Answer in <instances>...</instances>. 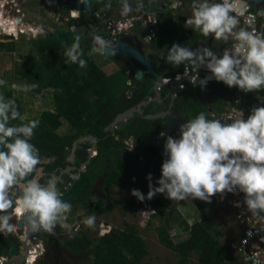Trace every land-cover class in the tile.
Listing matches in <instances>:
<instances>
[{"label":"clouds","instance_id":"obj_1","mask_svg":"<svg viewBox=\"0 0 264 264\" xmlns=\"http://www.w3.org/2000/svg\"><path fill=\"white\" fill-rule=\"evenodd\" d=\"M56 1L59 3L62 1L61 3L64 5L67 2L66 0ZM93 1L90 0L91 15L83 14L78 8L68 9L65 18L67 22L75 20L78 30V20L84 15L98 19L99 12H102L107 20L111 14L117 12L118 16L112 17L114 23L121 14L136 16L137 19L131 26L118 32L119 35H122L128 34L132 27L139 25L144 27L151 16L138 12L143 8V4L140 2H138L137 8H134L127 0H122V3L118 0L112 7L111 14H107L105 11H101L100 7L93 5ZM16 2V0H0V8L6 15L18 19V24H20V12H13L17 5ZM79 3L82 1L79 0ZM120 5H122L121 11L119 10ZM233 6L234 0H220V2L193 0L192 15L186 19L185 25L190 29L198 30L205 37L211 36L216 40H228L231 37L235 43L232 45V50L223 51L222 56H218L208 47L192 50L189 47L173 44L167 51L166 60L170 65L177 67L170 74L162 75L153 64L156 72L163 76L162 81L165 85L158 89L157 96H161V93L164 92L172 94L177 99L189 87L199 89L203 96L202 86L209 89L208 85L212 83L204 80L206 72L210 73L211 78H214L217 83L222 82L229 88L237 87L245 93L264 89V33L238 28L239 20L231 14ZM105 7L110 8L111 5L107 4ZM242 7L244 6H238V9ZM24 24L22 23V25ZM35 27L28 24L26 29L19 27L23 31L17 27V33L3 32L0 35L15 38L19 32L20 34L29 32L30 35H34L37 34L33 31ZM100 27L101 25L92 24L93 35L100 31ZM103 28L105 30V27ZM101 30L103 29L101 28ZM152 39L153 36H151ZM94 42L98 46V50L109 47L108 42L100 36H95ZM82 55L79 37H77L71 47L65 51V56L70 62L78 63L80 67H86L87 62L81 59ZM125 73L128 76L126 83L130 87L127 95L130 97L132 94L129 95V91L135 87L138 78H136L135 69L133 72L127 68ZM196 75L198 77L195 78ZM174 80L181 82L178 94L171 93L175 91L171 86ZM5 83L0 80V85ZM181 85L184 87H180ZM12 87L23 91L29 90L26 86L21 88L16 84H13ZM145 101L146 98L144 102L143 100L141 102L145 103ZM151 101L149 98V102ZM241 103L243 104L242 98L238 104ZM236 107L238 106L232 107L233 115L228 117V122H222V120L213 119V117L209 119L204 112H201L194 119L180 126L179 138L170 136L168 131L160 127L157 135L150 136L163 142L165 141L164 137L169 135L166 137L164 147L151 145L164 148L166 156L161 167V178L157 181L159 187H153L151 184V173L147 177L150 183L146 197L139 190L133 189L131 192L132 196L142 202L138 207L141 213L144 205L148 204L155 210L151 216L157 214L158 209L153 197L158 193L166 194V197L171 201L199 199L210 203L211 197L217 194L234 193L237 190L244 194V204L251 214L264 213V107H253L246 119L244 113ZM208 108L209 114L216 112L214 106L209 105ZM215 114L218 116V113ZM130 118L123 122H127ZM17 119L22 123L9 126L10 121ZM25 120L26 117L18 111L15 100H6L0 95V233H11L16 239L18 236L13 233L16 231L14 223L17 224L21 218L32 230L31 233L41 230L52 233L56 225L66 218V213L71 211V204L62 200L55 178L42 184L34 176L40 158L39 150L30 143V140L39 121L31 120L23 123ZM116 123L118 122H114L112 125L115 126ZM135 141V138H128V146L131 144L129 142H132V148H134ZM96 144H92V148L94 147L98 154ZM93 158L90 157L89 160ZM236 206L240 205L237 203ZM83 223L88 227H93L95 217H86ZM24 226L28 231L24 223L18 226L19 231L22 232ZM170 231L171 235L172 230ZM31 243V245L27 244V254L20 262L22 264H37L45 253L36 254L37 256L32 255L28 261V250L33 249L41 242L33 240ZM11 250L10 255L16 254L11 253ZM2 257L5 259L0 264H11L10 256L3 254L0 255V259Z\"/></svg>","mask_w":264,"mask_h":264},{"label":"trees","instance_id":"obj_2","mask_svg":"<svg viewBox=\"0 0 264 264\" xmlns=\"http://www.w3.org/2000/svg\"><path fill=\"white\" fill-rule=\"evenodd\" d=\"M116 1L118 0H94L92 3L100 7L101 11L111 14L112 7ZM127 1L134 8H137L138 2L142 3L143 8L138 10V12H148L147 3L143 0ZM52 2L59 3L56 0H52ZM107 4H110L111 7H105ZM181 35H178L176 29H167L166 26H161L158 27L157 32L153 36L151 45L155 49H161L163 44L166 43L165 41L171 40L173 42L176 39H180ZM77 37H79L80 49L83 53L81 59L87 62L86 67H80L78 63L70 62L65 56V51L71 47ZM77 37L68 39H52L49 37L33 39L31 45L36 50V53L20 57V61L15 64V72L27 81L33 95L41 103L47 104L50 100L54 104L52 106L58 109L56 113L44 109L38 117L23 121V123L31 120L39 121V125L34 129L33 137L30 140V143L39 150L40 162L36 168L44 167L46 173L58 170L59 174L61 170L71 165L67 162V157L75 141L89 135L97 139L98 154L93 159L89 160L88 156V149L93 146L90 142L82 144V148L76 152V156L80 161L75 163V165L80 166L87 163L86 171L81 172L78 177L64 174L59 184L61 189H66L65 192L69 197L68 202L71 204L69 214L72 215L79 212V218L83 219L82 216L86 218L90 214H102L110 209L100 208L101 205L106 203V200L86 195L98 180H102L104 184L113 182L116 185L117 180H120L119 177L127 174L137 181L136 170L141 169L146 163L152 168L151 184L153 187H159L157 181L161 178L162 163L166 159L164 148L148 146L146 143L147 138L157 135L160 128L166 129L156 125V123L146 121L144 114L139 113L131 117L127 122L122 121L116 123L115 126L112 125L120 113L136 106L147 97L150 92L149 86L137 85L129 97L127 91L130 87L126 83L128 76L125 71L129 68L134 72L135 62L122 63L118 61L122 63L119 70L112 74H107L89 55L95 43L93 32L89 30L85 36L80 35ZM185 39L190 38L186 36ZM198 39L195 36H191V45H197L201 42ZM14 43V41H9L6 44L9 50H12ZM172 45L170 44L168 47ZM88 51L90 52L88 53ZM223 87H225L224 92L229 90L225 84ZM12 93V90H7L0 95L6 100L14 99L18 111L23 116L24 107ZM183 100L189 103L187 104L189 108L190 106H199V110L194 115L197 116L201 111L206 114V109L200 107L198 103V101L203 102L199 89L187 88L176 99V105L180 106ZM165 101L170 100L166 99ZM220 107V112L224 111L225 105L222 104ZM152 108L158 110L153 105L151 108L146 109V114H149ZM21 123L22 121L17 119L10 121L9 126ZM63 124L69 126L70 131L68 134L61 135L57 132ZM128 138L136 139L135 147L132 149H129ZM35 174L34 172V176ZM148 191L149 187L146 191V196ZM153 198L158 211L150 219L159 217L165 220L164 228L159 231V237L162 242H166L165 245L179 255L178 264H222L224 261L245 264L233 256L229 245L220 242L214 233L203 222L198 220L192 225H188L184 219L180 220L179 227L182 230L181 232L188 236L182 242L173 243L170 235V230L173 229L171 220H174L170 214L173 211H167L170 207V201L166 194L158 193ZM194 202L196 208L202 212V204L196 199H194ZM122 205H128L134 213H138V207L134 200L124 199ZM86 230L80 231L81 235L74 233L73 237L60 236L58 240L56 239V246L77 254L85 253L88 249L93 248L95 264H143L148 252L147 242L141 235L137 234L134 226L127 225L124 230H118V228L113 227L103 237L95 239L83 235ZM40 234L43 235L44 239L46 236H55L49 232H40ZM13 239L11 233H0V255L7 252L10 253V250L15 246ZM45 242L47 251L51 250L52 247L49 241L45 239ZM56 249L58 250L59 248ZM194 258L197 261H194ZM50 263L51 260L46 253L45 257L40 259L37 264Z\"/></svg>","mask_w":264,"mask_h":264},{"label":"rangeland","instance_id":"obj_3","mask_svg":"<svg viewBox=\"0 0 264 264\" xmlns=\"http://www.w3.org/2000/svg\"><path fill=\"white\" fill-rule=\"evenodd\" d=\"M119 2L122 3V0H119ZM16 4L17 5L15 6L13 12H17L16 9H19L21 19L25 22L24 25L20 23L18 28L25 27L24 29H26L28 24H31L37 27L33 31L38 34L35 37H31L29 32L24 34H20L19 32L16 38L0 35V80L6 82L5 84L0 85V94H3L7 90H12L13 96L17 98V101L22 103L24 107L23 116L26 117V120H30L38 117L44 109L50 110L52 113L58 112V109H56L55 106H52L54 104L53 102H50V100L47 104H43L38 98H36V96L33 95L27 81L15 72V64L17 61H20V57L23 55L36 53V50L31 45V41L33 39L38 38L39 36L41 37L42 34L48 36L54 33L63 34L64 32L70 31V22H67L65 19L69 8L66 4L64 5V3H53L52 0H19ZM119 10H122V5L119 6ZM100 31L103 32L101 29ZM198 34H200V32H198ZM9 41L15 42L12 50H9L6 45ZM91 50L92 51L89 53L91 58L100 67L107 64L105 69L108 73H114L119 70L118 64L112 60L113 58L110 55L95 52L93 49ZM13 84L19 85L21 88L26 86L29 90L23 91L14 89L12 87ZM91 99L94 100L93 97H91ZM251 99H253V96H251ZM123 120L124 119H122V121ZM69 131L70 128L66 124L61 125L57 130V132L61 135L68 134ZM167 136L164 137L165 141L161 143H157L158 141H156V137H148L146 145H158L160 147H164ZM129 144V148L131 149L133 147V143L129 142ZM151 173V166L145 163L141 169L136 170V176L139 178V181L137 182L133 180L130 175L123 174V176L121 175L119 177L120 180H117L116 185L113 182H110V184L105 183L104 186L100 183L99 187L93 184L95 186H93L91 190L89 189L86 195L106 200V203L101 205L100 208H110L109 211L102 214H90V216L95 217L93 227H88L83 223L85 217L82 216L83 219H80L79 212L69 215L68 217L71 221L69 222V227L67 229L62 230L59 228L56 232L53 231V233H51L55 236H46L45 238L49 241L52 247L51 250L47 251V257L51 260L50 264H95L92 252L93 248L88 249L85 253L77 254L69 252L64 248L57 247L56 241L62 233H66V231L81 235L79 232L86 229L88 230H86L83 235H87L90 236L91 239H95L102 236L100 235V230L106 228L107 225L111 226V228H118V230L126 229L127 225L134 226L137 234L141 235L147 242L148 252L143 260V264H178L180 260L179 255L174 253L167 245H165L166 242H162L159 237V231L164 228L165 220L159 217L147 220L144 216H141L139 208L138 213H134L128 205H122L124 199H131L134 200L137 207H139V204L142 202L132 196L131 192L133 189H136L146 197V191L150 183L147 177ZM101 186L104 190L100 188ZM89 192L91 193L89 194ZM168 200L170 201V207L167 211H173V213L170 214L174 219L171 220V224L173 226L171 235L173 236L172 241L175 244L184 241L188 236L187 234L182 233V230L179 227V221L183 220V218H186L185 220L188 225H192L197 220L203 222L215 236H217V232H220L215 230L223 228L225 232L228 233V236H232V234L235 235L240 232L239 226L234 221V209L228 206L227 197L215 195L211 197L210 203L196 199V201L201 203L203 206L202 212L195 207L194 200ZM43 232L45 233V231ZM225 232L224 234L226 235ZM71 233H67L66 236H69ZM229 240L230 237H227L224 241L229 243ZM13 244H15L14 248H18V243L13 242ZM56 248L59 249L57 250ZM5 255L10 256V253L7 252ZM193 260L195 261L196 258ZM18 261L20 262L21 260L19 259Z\"/></svg>","mask_w":264,"mask_h":264},{"label":"built area","instance_id":"obj_4","mask_svg":"<svg viewBox=\"0 0 264 264\" xmlns=\"http://www.w3.org/2000/svg\"><path fill=\"white\" fill-rule=\"evenodd\" d=\"M176 1H177L176 3H173V0H170L169 4H167L171 10L183 9L185 7L192 9V3H189L188 2L189 0L187 1L176 0ZM244 1L246 2V5L241 9H238V0H234L233 11L231 13L232 15L236 16V18L239 20L238 28H244L249 31L255 30L257 33H264V12L259 13V11L262 8V3L259 5V7L253 8L252 3H250L249 0H244ZM16 11L18 12L19 9H16ZM117 14H118L117 12L111 14L110 18L106 20L107 21L106 26H104L105 30L109 31L112 36L118 34V32H120L121 30L131 26L134 23V20L137 19V17L134 15L128 16L121 14L120 17L114 23V19L112 17L118 16ZM176 15L177 13L174 16ZM19 30L23 31L22 28H19ZM37 34L35 36H37ZM34 35L31 36L34 37ZM153 35L154 33L150 32V36ZM103 39L106 42H108L107 38H103ZM230 41L231 43L225 47L228 48L226 49L228 51L232 50V45L235 43V41L232 40L231 37H230ZM196 77L198 76L196 75L195 78ZM188 80L191 81L192 79H188ZM165 82H168V80H165ZM180 87L183 88L184 86L181 85ZM239 102L240 100H238V103ZM253 107H264V94L257 95L252 105L242 104L236 108L244 113V118L246 119L247 116L250 115L251 109ZM232 110L233 108L229 109L224 113L219 114L216 117V119H220L222 120V122L223 121L228 122V117L233 115ZM88 152L90 153L91 158L97 155V151L95 150L94 147L90 148ZM61 195L65 196L66 194L62 193ZM217 195H221V194H217ZM221 196L227 197L228 206L234 209V219L236 221V224H238L240 228L238 239L235 241L231 240L232 242L229 244L231 248V253L233 254V256L237 257L238 260L244 262L245 264H264V213H259L258 215L251 214V212L247 210V207L244 204V194L242 192H239V190L235 191L234 193L226 192ZM66 201H69L68 196ZM237 203L240 205L239 207L236 206ZM154 212L155 210H153L147 204L144 205L141 216H144L147 220H149L151 214ZM14 224L16 225V231L13 233H16V235L18 236L21 242H25L26 244L31 245L32 244L31 242L33 240H38L37 232L31 233L30 231H26L25 226L21 232L19 231V227L17 226V224L16 223ZM110 228H111L110 226H106V228L100 230V235L106 234L110 230ZM28 252H29L27 257L28 261L30 260L32 255L44 253L45 249L43 247V243H38L36 247H34L33 249H29ZM3 259H5V257H2L0 259V263H3ZM222 264H236V263H234L233 261H224Z\"/></svg>","mask_w":264,"mask_h":264},{"label":"flooded vegetation","instance_id":"obj_5","mask_svg":"<svg viewBox=\"0 0 264 264\" xmlns=\"http://www.w3.org/2000/svg\"><path fill=\"white\" fill-rule=\"evenodd\" d=\"M17 1V3H18V1L19 0H16ZM62 1H60V3H61ZM67 3V2H66ZM3 13V14H2ZM7 17H6V14L4 13V10H2L1 8H0V19L3 21V22H1L2 23V26H0L1 27V33H3V32H10V30H11V27H10V24H9V22H6L7 21V19H6ZM20 22L21 23H25V22H23V20L20 18ZM78 22H79V29H78V32L80 33L79 34V36L81 35V36H85V34L87 33V31H91L92 32V30H91V26H92V24H94L95 26L96 25H101V27H100V29L102 28L103 30H104V26H106V24H107V21H106V19H105V17L103 16V14H102V12H99V14H98V19H95L94 17H92V16H87V15H84V16H82L79 20H78ZM176 23V24H175ZM4 24H5V26H4ZM82 24V25H81ZM150 25V27H148V25ZM169 25L171 26V25H176V27L178 28L179 26H177L178 25V23L177 22H174L173 20H171V18H169V20H167V18H164V16L162 15V14H156V15H154V16H150V18H148V23L146 22L145 24H144V27H141L140 25L139 26H137V27H132L131 28V30H132V32H130V33H128V35L127 36H123V35H119L120 36V38H122L123 40H125V41H127L130 45H132V46H134L136 49H138L142 54H144L146 57H151L150 58V60L152 61V60H156V59H158V60H160L161 61V63H164L165 64V62L167 61L166 60V55H167V51H168V49L170 48H165V47H161V50H160V48L159 49H155L154 47H152V45H151V36H150V32H154V33H156L157 32V30H158V26L159 27H161V26H167V27H169ZM166 27V28H167ZM142 29H143V31H142ZM168 29V28H167ZM141 31V32H140ZM138 32H140V33H138ZM55 34V33H54ZM54 34H52L53 36H54ZM40 35V34H39ZM58 34L56 33L55 34V36H57ZM42 36H44V34H42ZM96 36V34H94V37ZM154 36V35H153ZM40 37V36H39ZM38 37V38H39ZM94 45H95V43H94ZM93 45V46H94ZM210 47L208 46V48H211L214 52H216L217 53V55L218 56H222V54H223V51H225V49L224 48H222V50L220 51V50H217L216 49V45H213V44H211L210 43ZM145 48H152V49H154L158 54L157 55H154V54H152V53H146L145 51H144V49ZM90 51H88V53H89ZM96 52V51H95ZM161 56V57H160ZM113 57V61H115L116 62V64H118L119 62H122V63H130V61H134L135 62V68L134 69H136V68H142V66L139 64V62L138 61H136L135 59H133L129 54H123V55H121V54H115V55H113L112 56ZM119 61V62H118ZM154 61H153V64H154ZM122 63H119L118 64V66L120 67V64H122ZM155 65V64H154ZM166 65V64H165ZM171 67V66H170ZM177 67V66H176ZM155 68H156V66H155ZM175 67L174 66H172L168 71L171 73L172 72V70L174 69ZM142 70L144 71V69L142 68ZM145 72V71H144ZM166 72H164V73H162L163 75H166L165 74ZM169 73V74H170ZM144 76H143V78H141V79H137L136 80V84H135V88H134V90L136 89V87H137V85H148L149 86V93H148V95H147V97H146V101H145V103L146 102H148L149 103V98H150V100H152L151 101V103H149L148 105L147 104H145V103H143L144 102V100H143V102H140V103H138V105L137 106H141V110H142V113H140V114H144V119H145V117L147 116V117H150V116H155V115H158V114H167V115H165V117H164V119H157V120H155V121H153V122H150V123H156V125H160L161 127H163V128H165L166 130H168L169 131V135L170 136H173V137H175V138H179V128H180V126L183 124V123H185L186 122V120H185V118H182L181 116H180V114H174V113H172L173 111V107H174V105H176V99L174 98V96L172 95V94H165L164 96H165V98L166 99H168V100H170L171 101V103H170V108H169V110L168 111H164V110H161V111H158V110H154L153 108H152V111H150L149 112V114H146V109H148V108H151V106H150V104L151 105H153V99L151 98V96H150V94H152V93H154V92H151V86H153V79H152V77L150 76V75H148V74H143ZM155 105V104H154ZM174 111H176V110H174ZM177 113H179L178 111H177ZM146 120V119H145ZM147 121V120H146ZM70 154H71V152H70ZM70 154L68 155V157H67V162H69L68 161V159H69V156H70ZM88 156H89V159H90V153L88 152ZM75 159H79V158H77V156H75ZM80 161V160H79ZM70 163V162H69ZM75 163H78V162H73V163H70L71 165H69V166H67L65 169H63V170H61L60 171V173L58 174V170H56L55 172H52V173H46L45 172V170H44V167H38V168H36V170H35V177L42 183V184H44V183H46L49 179H51V178H55L56 179V181H57V188H58V190H59V192L62 194V193H65L66 195H67V193L65 192V190L66 189H61L60 187H59V184H60V181H61V177L64 175V174H69L70 176H72V177H76L77 175H79L81 172H84V169L86 168V164L87 163H85V164H81L80 166H77V165H75ZM74 164V165H73ZM138 180H139V178H138ZM137 180V181H138ZM136 181V182H137ZM100 183H102L103 184V186H104V183H103V181H97V182H95V185L96 186H100ZM94 185V186H95ZM114 186V185H113ZM100 188H102V190H104L103 189V187L101 186ZM68 202V201H67ZM70 214H69V212L68 213H66V218L65 219H63L60 223H58L57 225H56V227H55V230H54V232H56V230H58L59 228L60 229H67L68 227H69V222L71 221V219L68 217ZM63 224V225H62ZM40 232H43V231H38L37 232V236H38V240H39V242H41V243H43V247H44V249H45V253H44V255H46V253H47V244H46V242L44 241V238H43V235L42 234H40ZM67 233H71L70 231H66V233H62V235L61 236H66L67 235ZM69 235V234H68ZM70 237H73L74 236V233L72 232L70 235H69ZM48 237V236H47ZM14 239H13V242H15V243H18L17 245H18V252L16 253V254H11L10 255V257H9V261H10V263L12 264V260H13V264H16V263H20V262H22V260L24 259V257L26 256V254H27V249H28V245L25 243V242H21L20 240H18V238L16 239L15 237H13ZM44 255H42L41 256V258H44L45 256ZM20 257V258H19ZM18 258V259H17ZM21 260L20 262L18 261V260Z\"/></svg>","mask_w":264,"mask_h":264},{"label":"crops","instance_id":"obj_6","mask_svg":"<svg viewBox=\"0 0 264 264\" xmlns=\"http://www.w3.org/2000/svg\"><path fill=\"white\" fill-rule=\"evenodd\" d=\"M143 1L147 3V7H148L147 8V10H148L147 14L152 15V16H154L156 14H162L164 16V18H167V20H169V18H171V20L178 23L177 26H179V27L177 28L176 25H174V26L169 25V27H167V26L166 27L169 29H176L178 31V35L183 34V35H181L180 39H178V40L176 39L173 42H171V40L165 41L166 43H164L162 47L167 48L168 45H170V44H178V45H181L182 47H189L190 49L195 50L199 47H208V46L210 47L211 46L210 43H211L213 45H216L217 50L221 51L222 48H224L225 50L228 49L225 47L231 43L230 38L228 40H216L211 36L205 37L201 33L198 34V32H199L198 30L190 29L185 25L186 19L192 15V9L185 7L183 9L171 10L167 5H165V4H168L170 2V0H143ZM176 2H177L176 0H173V3H176ZM188 2L192 3L193 0H189ZM260 12L261 13L264 12V3H262V8L259 11V13ZM176 13H177V15L174 16ZM186 36H189L190 39H191V36H195V37L199 38L198 40L199 41L201 40V42H199L197 45H191V40L185 39ZM144 51L146 53H152L154 55L158 54L152 48H145ZM154 64L156 66V69L159 71V73H161V74L164 72H166L165 74L170 73L168 70L172 67V65H170L168 61L165 62V64H166L165 65L164 63H161L160 60L156 59L154 61ZM105 67H107V64L103 65V67H101V68L104 69L107 72V74H112V73H108V71L105 69ZM174 67H176V66H174ZM127 79H128V77H127ZM214 86H219V97L213 103V106H214V109L216 112H212L213 114L212 113L209 114V108H208L209 103L207 102V100L203 96H202L203 102L201 101L202 102L201 103L198 101L200 107L206 109L207 118H209V119H212L211 117H213V119H215L217 117V114H215V113H218V115H219V113L222 112V111L220 112V110H219L221 108L220 105H222V104L225 105L224 111L229 110L232 107H235V105H237V106L241 105V104H238V100H240L241 98H242L243 104L252 105L253 102L255 101V98L257 95L264 94V89L256 91V92L245 93V92L239 90L237 87H232V88L228 87L229 90L224 92L225 87H223L224 84L222 82L209 83V85H208L209 90L212 89ZM163 93L164 92L161 93V96L160 95L157 96L156 95L157 92L150 94L151 98L154 100L153 105L155 104L154 106L157 107L158 111H161V110L168 111L170 108L171 101H165L166 98H165ZM251 96H253V99H251ZM249 97H250V99H249ZM185 102H186V100H183L180 106L174 105V107L172 108L173 109L172 113L180 114V116L182 118H185V120L187 122V121L194 119L196 117V115H194V114L197 110H199V106H197V105L192 106V107L190 106V108H189L187 106V104H189V103L188 102L185 103ZM149 103H151V102H149ZM149 103L146 102L145 104L148 105ZM183 103H185V104H183ZM233 104H235V105H233ZM153 105L150 104L151 107ZM138 108L141 109V106H138ZM174 110H176V111H174ZM177 111L179 113H177ZM156 139H157L156 141H158L157 143L162 142L158 138H156ZM195 207H196V205H195ZM180 210H181V208H180ZM183 219L185 220L186 218H183ZM234 221H235V219H234ZM215 231H220V232H217L216 237L220 242H222L225 245H229L233 240L235 241L239 237V232L236 233L235 235L232 234V236H230V235L228 236L227 235L228 233L225 232L224 228L220 229V230H215ZM224 232L226 233V235L224 234ZM227 237H230L229 243L224 241Z\"/></svg>","mask_w":264,"mask_h":264},{"label":"water","instance_id":"obj_7","mask_svg":"<svg viewBox=\"0 0 264 264\" xmlns=\"http://www.w3.org/2000/svg\"><path fill=\"white\" fill-rule=\"evenodd\" d=\"M67 3V7L69 9H73V8H78L83 14H88L91 15L92 14V7L90 6V0H81L82 3H79V0H66ZM250 3H252V7L253 8H257L259 7V5L264 2V0H249ZM215 2H220V0H215ZM246 2L244 0H238V6H245ZM77 22L75 20H71L70 21V28L71 31L69 32H64L63 34H58L57 36H53L52 34L50 35H44L39 37V39L41 38H52V39H68L71 37H77L79 36V32L77 30L76 24ZM148 25V24H147ZM148 27H150V25H148ZM101 31H97L96 32V36H100L102 38H107L108 40V44L109 47L103 50H98V46L95 44L93 46V50L96 52H100V53H104L106 55H110L111 57L115 54H129L133 59H135L136 61L139 62V64L142 66V68L144 69V71L142 70V68H136L135 69V73H136V78L141 79L143 78V74H148L152 77L153 79V86H151V92H157L158 89L163 88L165 85L163 84V76L158 74L153 66V60L151 61L150 58L151 57H146L144 54H142L138 49H136L134 46L130 45L127 41L123 40L122 38H120L119 34H115L114 36L111 35V33L107 30H102ZM132 32V30L129 31V33ZM141 32V31H140ZM138 32V33H140ZM123 36H127L128 34H122ZM113 58V57H112ZM205 81L207 82H217L214 78H211V74L206 72L205 75ZM181 84L180 81H173L171 83V86L174 87L173 94H178L180 93V89H179V85ZM135 87H133L130 91H129V95L132 94V91L134 90ZM202 90H203V96L204 98L207 99V102L209 103V105L211 107H213V103L215 100L218 99L219 97V86H214L212 89H207L205 86H202ZM158 94V93H157ZM135 113H142V110L138 108V106L136 107H132L126 111H124L123 113H120L117 118L115 119V122H119L122 119L127 120L128 118L132 117ZM165 115H167L166 113L164 114H158L155 116H150V117H145V119L148 122H153L157 119H163L165 117ZM85 142H90L91 144H96L97 143V139L92 136H85V137H81L79 138L77 141H75L73 143L72 146V150H71V154L69 156L68 161L70 163L73 162H79V159H75V155L78 149L82 148V144H84ZM62 200L66 201L67 200V196H62ZM25 224L27 227L28 231H32L28 225L26 224V222L21 218L17 225L21 226L22 224ZM18 249L17 248H12L11 253H17ZM18 264H22V263H18Z\"/></svg>","mask_w":264,"mask_h":264},{"label":"bare ground","instance_id":"obj_8","mask_svg":"<svg viewBox=\"0 0 264 264\" xmlns=\"http://www.w3.org/2000/svg\"><path fill=\"white\" fill-rule=\"evenodd\" d=\"M3 14V13H2ZM6 14V13H5ZM6 19H7V21L6 22H9V24H10V27H11V30H10V32H13V33H17V27H18V22H19V20L18 19H16L15 17H11V16H8V15H6ZM3 20V19H2ZM1 19H0V26H2V23L1 22H3ZM4 26H5V24H4ZM3 27V26H2ZM2 31H1V27H0V33H1ZM6 33H8V32H6ZM33 258V257H32Z\"/></svg>","mask_w":264,"mask_h":264}]
</instances>
